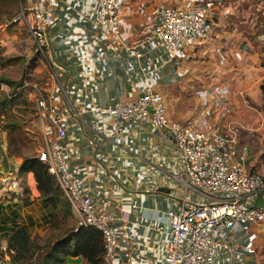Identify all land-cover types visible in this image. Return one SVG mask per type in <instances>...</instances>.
<instances>
[{
    "label": "built area",
    "instance_id": "2783aa9c",
    "mask_svg": "<svg viewBox=\"0 0 264 264\" xmlns=\"http://www.w3.org/2000/svg\"><path fill=\"white\" fill-rule=\"evenodd\" d=\"M127 1L27 0L14 21L27 26L35 51L41 53L48 51L49 30L68 17L66 10H72L91 46L93 75L114 76L121 91L142 83L137 95L115 99L102 112L109 118L112 137L123 132L130 120L141 119L165 142L174 159V169L165 177L174 189L166 194L178 201L166 210L169 222L159 228L165 233L164 246L151 264H254L253 227L264 220V177L243 164L246 147L232 134L206 124L208 118L198 106L185 120H173L159 93V88L180 79L176 71L186 47L210 30L205 0L139 1L133 12H123ZM132 15L143 16V21L126 27ZM52 75L54 84L46 96L33 99L41 137L36 157L55 179L79 225L100 233L104 264H114L116 217L96 205L68 169L62 144L65 121L78 113L54 67ZM0 90L7 97L15 93L4 83ZM14 181V175L3 176L0 186L11 189ZM0 264L7 262L0 259Z\"/></svg>",
    "mask_w": 264,
    "mask_h": 264
},
{
    "label": "rangeland",
    "instance_id": "374dc122",
    "mask_svg": "<svg viewBox=\"0 0 264 264\" xmlns=\"http://www.w3.org/2000/svg\"><path fill=\"white\" fill-rule=\"evenodd\" d=\"M26 1L0 0V82L15 92L0 109V132L5 153L22 159L36 156L41 144L33 99L46 96L54 84L48 51L36 52L27 26L14 21ZM139 1L163 4L171 0H128L123 12H133ZM205 4L210 30L193 41V50L186 48L182 80L163 98L166 114L186 116L192 106H198L208 118L206 124L232 134L246 147L243 164L264 177V105L259 91L264 80V0H205ZM3 94L0 90V99ZM0 189L9 193L13 186ZM66 202L61 191L54 202L41 201L49 208L50 220H36L38 230L28 229L31 243L41 252L80 223L67 214ZM260 223L253 228L254 264H264V220ZM0 259L10 264L6 245L0 249Z\"/></svg>",
    "mask_w": 264,
    "mask_h": 264
},
{
    "label": "crops",
    "instance_id": "0c3cea01",
    "mask_svg": "<svg viewBox=\"0 0 264 264\" xmlns=\"http://www.w3.org/2000/svg\"><path fill=\"white\" fill-rule=\"evenodd\" d=\"M64 15L68 17L49 30L48 55L78 113L65 121L66 137L62 144L68 156V169L93 202L116 217L118 254L114 264H151V258L160 255L164 246L165 233L159 228L169 222L166 210L178 201L166 194L174 189L172 182L165 179L174 169V159L165 142L141 119L130 120L123 132L112 137L109 118L102 109L115 99L134 97L141 91L142 83H132L121 91L114 76H94L91 46L84 41L85 30L76 22L72 10H66ZM136 18H129L126 27L144 17ZM192 43L186 47L188 51L193 50ZM182 67L183 64L176 71L180 79L159 88L162 102L167 91L182 80ZM196 107L192 106L186 116L180 112L171 119L183 121ZM3 135L0 132V175L12 173L16 181L9 193L0 189V249L6 245L5 235L13 229L22 226L28 234L33 226L37 231L36 220L46 221L51 216L48 206L41 204L32 173L20 171L22 158L5 153ZM67 214L78 218L70 205ZM64 264L88 263L79 256Z\"/></svg>",
    "mask_w": 264,
    "mask_h": 264
},
{
    "label": "trees",
    "instance_id": "16d2710c",
    "mask_svg": "<svg viewBox=\"0 0 264 264\" xmlns=\"http://www.w3.org/2000/svg\"><path fill=\"white\" fill-rule=\"evenodd\" d=\"M4 83L5 82H0ZM264 105V80L259 86ZM10 98V97H9ZM9 100L3 94L0 109ZM21 172H31L39 197L44 204L54 202L60 192L55 179L47 172L45 165L36 157H24L21 161ZM68 204V202H66ZM69 205V204H68ZM6 237V250L9 252L10 264H64L72 257H82L88 264H103V248L100 233L91 227L76 226L66 236L55 240L46 251L34 244L22 226H18Z\"/></svg>",
    "mask_w": 264,
    "mask_h": 264
}]
</instances>
